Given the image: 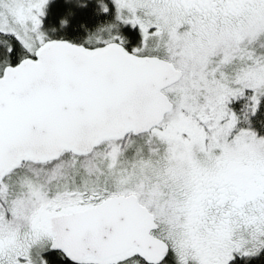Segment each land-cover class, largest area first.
<instances>
[{
  "label": "snow or ice",
  "instance_id": "snow-or-ice-1",
  "mask_svg": "<svg viewBox=\"0 0 264 264\" xmlns=\"http://www.w3.org/2000/svg\"><path fill=\"white\" fill-rule=\"evenodd\" d=\"M0 264H264V0H0Z\"/></svg>",
  "mask_w": 264,
  "mask_h": 264
}]
</instances>
